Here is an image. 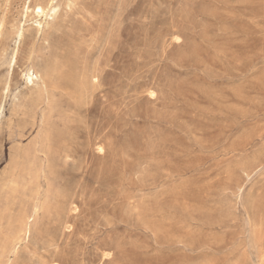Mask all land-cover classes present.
<instances>
[{
  "label": "rangeland",
  "instance_id": "1",
  "mask_svg": "<svg viewBox=\"0 0 264 264\" xmlns=\"http://www.w3.org/2000/svg\"><path fill=\"white\" fill-rule=\"evenodd\" d=\"M0 264H264V0H0Z\"/></svg>",
  "mask_w": 264,
  "mask_h": 264
},
{
  "label": "bare ground",
  "instance_id": "2",
  "mask_svg": "<svg viewBox=\"0 0 264 264\" xmlns=\"http://www.w3.org/2000/svg\"><path fill=\"white\" fill-rule=\"evenodd\" d=\"M36 9H37V13L38 14H43L44 13V10H43V7L41 6V5H38V6H36ZM52 12H53V14H55L56 13V9L55 8H53L52 9ZM38 24V23H37ZM41 77V76H40ZM38 75H37V73H35V71H33V70H30L29 71V73H28V76H27V79H28V83L30 82V83H33V79L35 78V79H41ZM42 82V81H41ZM22 109V108H21ZM35 109V108H34Z\"/></svg>",
  "mask_w": 264,
  "mask_h": 264
}]
</instances>
